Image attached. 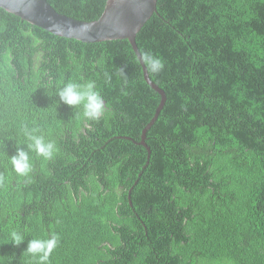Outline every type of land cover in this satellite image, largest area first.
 Here are the masks:
<instances>
[{
	"label": "trees",
	"instance_id": "1",
	"mask_svg": "<svg viewBox=\"0 0 264 264\" xmlns=\"http://www.w3.org/2000/svg\"><path fill=\"white\" fill-rule=\"evenodd\" d=\"M47 1L86 21L106 4ZM135 41L164 63L147 69L166 96L149 156L133 140L160 95L129 41L58 36L0 7V264H37L28 241L52 234L48 264H264V0H157ZM69 80L95 81L99 121L53 95ZM25 129L59 149L30 153L27 179L9 160Z\"/></svg>",
	"mask_w": 264,
	"mask_h": 264
},
{
	"label": "water",
	"instance_id": "2",
	"mask_svg": "<svg viewBox=\"0 0 264 264\" xmlns=\"http://www.w3.org/2000/svg\"><path fill=\"white\" fill-rule=\"evenodd\" d=\"M156 2L157 0H106L101 15L91 21L79 20L61 14L47 0H0V7L58 36L91 43L111 39H127L139 60L144 80L160 95V101L153 116L141 131L140 140H133L136 144L144 146L148 152L147 156H149L150 149L145 142V134L156 120L166 96L164 90L150 79L135 37L144 23L156 11ZM126 138L131 139L130 137ZM129 193L130 190L128 198L130 197Z\"/></svg>",
	"mask_w": 264,
	"mask_h": 264
},
{
	"label": "clouds",
	"instance_id": "3",
	"mask_svg": "<svg viewBox=\"0 0 264 264\" xmlns=\"http://www.w3.org/2000/svg\"><path fill=\"white\" fill-rule=\"evenodd\" d=\"M142 61L152 74H158L164 68L163 61L150 52L143 54ZM53 95L58 96L60 102L70 107L82 108L84 118L90 121H99L105 114V102L94 80L61 82L56 86ZM36 133V129H25L26 143L18 145L15 155L9 157L12 170L19 178L27 179L32 173L33 163L30 153L34 152L44 160H50L59 151L53 141L46 140L44 136ZM9 235L10 243L14 245L18 246L24 242L25 235L19 231L12 230ZM57 244L58 237L55 234L48 238H32L28 241L26 252L37 261V264H48Z\"/></svg>",
	"mask_w": 264,
	"mask_h": 264
}]
</instances>
